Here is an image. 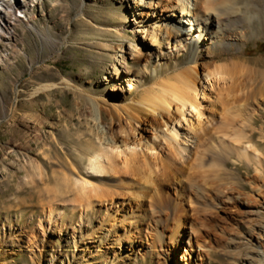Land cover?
Segmentation results:
<instances>
[{
  "label": "rangeland",
  "instance_id": "rangeland-1",
  "mask_svg": "<svg viewBox=\"0 0 264 264\" xmlns=\"http://www.w3.org/2000/svg\"><path fill=\"white\" fill-rule=\"evenodd\" d=\"M135 1L44 0L27 13V22L16 24L13 37L5 36V41H0V264H106L114 253L121 255L114 264H162L163 256L171 251V264H184L179 262L180 252L174 254L169 246L170 232L163 238L155 235L153 224L147 220L140 219L139 225L134 222L136 230L131 233H128L129 225L114 234L110 225L102 227L103 218H113L112 214L118 210L116 223L122 220L127 208L130 213H136L138 198H129L124 204L113 203L102 215L91 212L84 215L81 208L67 198L73 186L66 176L82 177L88 170L84 162L90 153L89 140L99 145L90 132V129H99L97 108L106 115L103 123L110 126L111 135H122L125 130L138 138H150L156 132L143 120L137 132L133 123L117 122L108 105L114 100L120 104L124 100L117 90L120 81L109 74L114 55L123 54L119 51L121 46L136 53L137 43L145 47V40H159L147 33L150 30L157 34L162 23L151 17L149 8H136ZM137 1V5H148L151 0ZM161 13L162 10H158V14ZM181 18L175 11L174 20ZM168 27L175 29L173 22ZM240 40L242 52L236 56L226 54L223 59L247 61L252 66L231 83L241 85L242 106L223 111L220 108L214 120L206 124L208 129L198 131L200 138L196 137L194 125L189 129L186 121L178 123V140L182 146L177 144L173 148L177 156L171 155L179 166L188 165L198 151L186 177L193 175L201 182L205 178L220 189L218 192L233 190L247 202L238 205L226 201L221 207L213 199L210 215L214 221L208 231L222 249H217L206 264H236L238 241L244 240L246 235L262 232L256 224H264V214L259 212L264 205V184L256 181L257 165L245 156L246 152L253 151L252 147H257L264 158V132L260 130L264 127V96L259 92L264 89V32L255 38L244 36ZM211 52L220 53V50ZM169 53L174 55V49ZM191 54V50L182 53L178 62L169 59L157 69L154 62L141 94L160 76L174 74L175 66L185 65ZM127 55L128 67L135 70V56ZM233 56L235 58H231ZM218 78L220 76L212 79L208 92L217 94L230 85ZM199 79L201 85L203 82V85L211 84L205 73ZM48 83H59V86L37 93ZM137 95L135 93L132 99ZM214 99L205 100V106L209 105L208 109L204 107L203 121L210 117L212 104L220 106L222 100L215 96ZM231 111L237 114L231 116ZM254 114L257 123L252 129L249 119ZM188 115L192 116L189 112ZM198 122L199 118L194 117L193 123ZM245 133L252 141L238 137ZM211 144L219 150L234 151L228 158L227 168L199 165L202 150ZM116 159L122 162V157ZM125 181L123 179L121 191L135 193L137 188L131 192L128 188L136 186V181ZM152 195L140 197L138 204L148 203ZM195 206L189 205L192 208L189 215H194L192 222L202 219L196 215L205 213L201 210L197 214ZM253 211L257 214L251 213ZM145 253L150 256L147 260ZM192 258L195 260L197 255Z\"/></svg>",
  "mask_w": 264,
  "mask_h": 264
},
{
  "label": "bare ground",
  "instance_id": "bare-ground-1",
  "mask_svg": "<svg viewBox=\"0 0 264 264\" xmlns=\"http://www.w3.org/2000/svg\"><path fill=\"white\" fill-rule=\"evenodd\" d=\"M43 1L0 0V41L5 36L13 37L16 24L27 22L29 20L27 13ZM137 3L136 0V8L140 6L143 10L149 8L151 17L162 23L157 34L150 30L147 33L149 37L154 34V39L159 38V40L156 42L145 40L143 43L145 47L137 43L136 53L125 49L124 45L121 46L119 51L123 54L114 55L112 71L109 74L111 78L120 81L117 90L123 95L124 100L121 104L114 100L112 101L114 103H108V105L117 122L125 120L133 123L134 131L137 132L143 120L150 124L153 132H156L150 138H138L135 135H129L125 130L122 135H111L110 126L103 123L106 115L97 108L99 129L97 131L90 129V132L99 145L96 146L89 140L87 149L90 153L84 162L88 170L82 177L66 176V180L73 186L70 190L71 196L67 198L73 201L77 208H81L84 215L88 212L102 215L104 209L109 210L113 203L124 204L129 198L140 200V197H149L153 193L148 203L142 201L138 204L140 201L137 200L136 213H130L127 208L121 217L122 220L116 223L118 210L112 214L113 218L111 216L103 218L102 227L110 225L114 234L121 228L123 231L126 225H129L128 233H131L136 230L134 222L139 225L140 219L143 222L147 220L153 224L155 235L163 238L170 232L169 246L174 254L180 252L179 262L206 264V260L217 252V249H222L219 241L217 242V239L208 231L211 228L209 224L214 221L210 215L213 199L217 200L218 206L226 201L238 205L247 204V202L241 200L233 190L218 192L220 189L205 178H202L204 181L201 182L193 175L186 177L188 170L194 166L198 151L188 165L187 163L181 166L176 164L171 155L177 156L178 153L174 152L173 148L177 147V144L182 146V142L178 140L177 124L186 121L189 129H192L194 125L196 137L200 138L201 134L199 135L198 131L208 129L206 124L214 120L215 113L220 108L223 111L226 108L242 106L241 102L244 100L239 95L242 90L241 85L231 83L238 74L250 70L252 66L247 61L225 60L223 56L226 54L236 56L242 52L240 38L244 36L255 38L264 32V0H151L148 5H137ZM158 10H162V13L158 14ZM175 11L181 14V19L174 20ZM171 22L175 26L174 31L168 27ZM153 24L156 25V23ZM165 24H167L166 28H164ZM171 48L174 49V55L168 54ZM217 49L220 53L211 52ZM189 50L192 51L189 62L183 66L178 63L174 68V74L168 76L166 73L160 76L154 85L146 88L145 93L141 94L142 88L145 87L144 81L151 73L150 67L154 68L152 65L154 62L157 64L155 69L169 59H175L178 62L182 53ZM127 54L135 56L134 62L137 65L135 70L128 67ZM220 60L225 62L220 63ZM204 73L210 85H203L205 82L201 85L199 77ZM219 76V81L230 83V85L217 94L208 92L209 88H212V79ZM58 86L59 83H48L39 88L37 93ZM115 89L111 88V90ZM259 92L263 97L264 89ZM135 93L138 95L132 99ZM214 96L222 100L221 104L219 107L212 104L210 117L207 121H203L202 118L206 115L204 107L208 109L209 105L205 106V100L214 99ZM188 112L192 116H189ZM229 114L234 116L237 112L231 111ZM196 116L199 122L194 124L193 119ZM252 117L249 119L251 127L257 123V115L254 114ZM260 130L264 132V127ZM238 137L252 141V137L246 133ZM252 150L251 153L246 152L245 156L257 165L256 179L258 180L256 181L264 184L263 153L257 147H252ZM202 151L204 153L198 158V162L205 168L225 169L229 164L228 158L234 154L233 150L228 151L224 148L219 150L213 144ZM117 157H122L121 163L117 161ZM123 179L128 183L136 181V186L128 188V191L131 192L134 188H137V191L133 194L125 190L121 191ZM192 204L196 205L197 214L201 210L205 212L203 215H196L197 218L199 216L202 218L197 222H192L191 217L194 215H189V211L192 210L189 205ZM262 209L259 212L264 214V205ZM251 213L257 214L256 211ZM110 222L115 224L112 225ZM256 225L262 232L246 235L242 238L244 240L238 241L236 264H264V250L257 248L264 249V224ZM83 243L85 245V242ZM84 249L87 251L86 248ZM159 249L162 250V245ZM148 254L143 255L146 260L150 257ZM172 254V251L166 253L162 264H171ZM194 255H197L195 260L192 258ZM120 257L121 255L114 253L106 264H114Z\"/></svg>",
  "mask_w": 264,
  "mask_h": 264
}]
</instances>
